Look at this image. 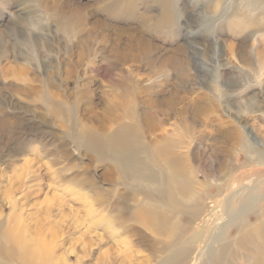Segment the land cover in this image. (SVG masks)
Returning <instances> with one entry per match:
<instances>
[{
    "label": "rangeland",
    "instance_id": "obj_1",
    "mask_svg": "<svg viewBox=\"0 0 264 264\" xmlns=\"http://www.w3.org/2000/svg\"><path fill=\"white\" fill-rule=\"evenodd\" d=\"M216 1L0 0V264H27L6 256L14 227L37 264H172L160 243L187 217L141 191L168 189V159L192 178L194 231L244 242L264 221V15ZM123 129L162 181L84 145ZM154 209L178 228L144 224ZM203 245L187 264H214Z\"/></svg>",
    "mask_w": 264,
    "mask_h": 264
},
{
    "label": "bare ground",
    "instance_id": "obj_2",
    "mask_svg": "<svg viewBox=\"0 0 264 264\" xmlns=\"http://www.w3.org/2000/svg\"><path fill=\"white\" fill-rule=\"evenodd\" d=\"M219 3H220L219 0H217L215 5L213 6L214 11L218 8ZM242 8L244 9V7ZM245 8L250 10L249 12L251 11L254 12L255 9H259L260 11L259 13L264 15V0H247V4ZM161 9L164 10V12L165 11L168 12V9L167 10L165 8H161ZM166 21L167 20L162 21V22H166ZM126 132H127V129H123L119 132H116L115 134L107 136L106 139H102L99 136L89 134L84 139V145L88 150L94 152L95 155L99 158H102L105 155L110 157V159L113 162L114 167L118 171H131L133 172L131 174L137 177L138 179H140L141 181L149 180V181L156 182L157 179H161L162 181L163 179L162 175L155 174L154 171L149 167V165L142 163L141 161H139V159L136 158L135 156L136 151L133 148V145L131 144L130 138L135 140V138H138V135L132 134L131 135L132 137H130V134L128 135ZM243 140L245 142L247 141L246 138L245 139L243 138ZM240 146H242V151L248 152L245 144H241ZM164 175L165 177L164 176L163 177L165 179L167 178L166 182L167 184H169L168 189L167 187L166 188H161V187L150 188V187L144 186L145 188L144 189L142 188L141 191L143 192L144 197L147 199L153 198L154 195L158 196L157 194L167 196L168 199H166V201L169 200L172 203H174V205H172L174 210L175 208H180L182 212H184L185 217H187L186 222H185L187 226L184 225V227H182V230H180L179 234L174 236V239L172 240L170 239L172 237L170 234V236L167 237L168 239L166 241H163L162 243H160L162 244L164 248L168 250V255L166 259L164 260L166 263L172 262V264H187L190 259V254L194 251V249L195 248L197 249L198 247H200L199 246L200 243H204V245L207 247L206 254L208 253L215 254L216 258L212 259L214 260L213 261L214 264H238L237 261L239 257L240 258L245 257L244 260H247V263L249 264H264V221L263 220H261L260 223H256V225H252L250 226V228L245 229V232L248 235V238L244 242L241 240H238L235 242L231 236L224 237V239H221L220 236H215V237L206 236V234L203 233L202 231H199V229L198 231H194L191 225L192 223H194V221H196V219H198L199 215L192 213L193 207H191L192 209L190 211V208L187 205H185L186 208L187 207L189 208V211H188V210H184L179 205V201H181V199L182 201H188V200L190 201L196 195V191L194 190L192 186L193 181H192L191 176L186 171H184L182 168L177 167L170 159H168V169L166 170V174ZM155 196H154V199H155ZM154 201H157V200H154ZM163 201L164 200H162V202ZM188 204L190 205L191 203H188ZM240 206H239L240 209L243 208V205H240ZM141 211L143 212L144 210H141ZM154 211L155 209L153 211L151 210L148 211L147 212L149 214L148 217L142 218V221L144 222V224L148 225L150 228L160 233H165V232L168 233V229L172 227L175 228V225L177 223L174 221L173 217L169 215H166V216L163 215L161 219L159 220V222L153 221L155 214H158V213H155ZM231 211L238 212V208L235 209V206H234L233 209H231ZM212 212H211L212 214H210L212 218H208L210 222H212L211 219L213 220L214 218L215 220L221 219L220 214L218 217V213H216L215 210ZM262 215L264 216V211ZM230 218L231 217H228V220L225 223H229ZM208 222L209 221L206 220L205 224H208ZM216 224L217 223H215L214 225ZM189 227L191 230L189 235L187 236V238L185 237V240L182 241L181 244L178 245V243H180L179 240L182 239V236L184 235L185 232H188L187 230ZM176 228H178V226ZM180 229H181V226H180ZM11 231H12L11 235H13V238L15 239L16 243L13 242L11 247H9L8 249H5V253L7 257L17 256L20 259L24 258L22 260H24L27 264H37L39 261H47V263H49L48 260H51V257L48 253L43 254L44 252L40 251L42 254L40 255V253L36 251L30 254L29 252H27V254H25L26 249L21 244L22 237L19 235L18 228L14 227L11 229ZM210 238H211V241L208 242ZM217 238L223 241L218 242L216 245H213V241L216 242ZM35 260H37L38 262H34Z\"/></svg>",
    "mask_w": 264,
    "mask_h": 264
}]
</instances>
